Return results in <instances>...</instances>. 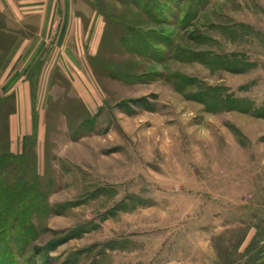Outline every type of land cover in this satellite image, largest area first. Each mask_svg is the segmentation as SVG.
Segmentation results:
<instances>
[{
    "label": "rangeland",
    "instance_id": "1",
    "mask_svg": "<svg viewBox=\"0 0 264 264\" xmlns=\"http://www.w3.org/2000/svg\"><path fill=\"white\" fill-rule=\"evenodd\" d=\"M122 4L18 145L0 1V264H264V0Z\"/></svg>",
    "mask_w": 264,
    "mask_h": 264
},
{
    "label": "crops",
    "instance_id": "2",
    "mask_svg": "<svg viewBox=\"0 0 264 264\" xmlns=\"http://www.w3.org/2000/svg\"><path fill=\"white\" fill-rule=\"evenodd\" d=\"M0 1L7 31L15 35L5 53L4 73L15 98L10 126L19 145L35 132V112H43L44 96L59 73L77 81L78 94L89 97L83 85L90 81L86 64H91L93 53L112 47L111 34L118 26L113 13L124 4L122 0Z\"/></svg>",
    "mask_w": 264,
    "mask_h": 264
}]
</instances>
